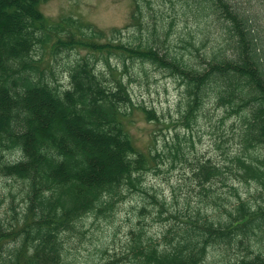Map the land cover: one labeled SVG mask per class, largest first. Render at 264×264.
Returning a JSON list of instances; mask_svg holds the SVG:
<instances>
[{"label":"trees","instance_id":"trees-1","mask_svg":"<svg viewBox=\"0 0 264 264\" xmlns=\"http://www.w3.org/2000/svg\"><path fill=\"white\" fill-rule=\"evenodd\" d=\"M46 1L0 0V177L20 181L22 199L20 210L12 200L8 218L0 221V264H64L65 238L77 222L90 214L109 216L135 192L147 196L140 216L151 206L162 231L151 234L139 218L127 251L96 264H209L212 250L233 246L245 253L229 264H264L255 244L257 230L264 231V205L254 206L235 187L255 182L264 192V156L257 152L264 148V30L257 27L264 12L242 0H186L185 14L221 27L219 43L204 51V30H186L189 38L181 41L195 51L186 55L159 46L166 38L156 25L146 40L124 42L118 28L106 38L80 18L49 20L41 9ZM131 1L141 27L155 0ZM169 17L172 26L177 17ZM72 50L85 53L67 65L69 82L63 84L55 64ZM126 57L178 80L183 128L197 125L209 102L225 109L219 129L236 117L219 135V148L231 141L220 160L190 162L178 132L176 143L166 142L174 159L191 164L181 198L175 189L169 200L145 186L146 172L160 168L162 155L140 149L128 126L135 109L149 121L160 117L135 104L124 77ZM112 59L122 61V71ZM217 184L237 199L218 192Z\"/></svg>","mask_w":264,"mask_h":264},{"label":"rangeland","instance_id":"rangeland-1","mask_svg":"<svg viewBox=\"0 0 264 264\" xmlns=\"http://www.w3.org/2000/svg\"><path fill=\"white\" fill-rule=\"evenodd\" d=\"M242 1L246 8L252 6L257 11L264 12V0ZM185 2L186 0H175L171 4L166 0H155L154 15L153 11L147 13L145 11L141 17V27L132 18L133 3L131 0H48L42 4L41 9L49 20L72 16L92 23L105 31L106 38H112V29L118 28L121 33L117 36H120L124 42L138 43L146 40L156 25L160 39L166 38L164 45L161 41L157 44L162 48L166 47L186 55L189 49L194 51L192 47L187 46L186 42L181 41L182 38H189L185 34L186 30L193 32L204 30L201 36L205 47L201 51L217 45L220 41L221 27L219 24L213 21L211 25L206 26L207 22L198 21L192 13L185 14ZM162 16L166 22L165 32L161 29L160 18ZM169 16L177 17L172 26L169 25L172 20ZM258 23V29L264 30V17ZM260 33L264 35V31ZM262 42L264 43V38ZM84 53L85 51L72 50L60 55L55 64L56 76L60 82L68 84L67 65ZM111 62L114 66H118L119 71L123 70L121 60L112 59ZM125 62L128 65V71L124 73V77L127 81L130 80V92L135 104L154 109L160 117L159 122L149 121L140 109H135L128 126L135 144L140 149L150 151L152 154L158 152L162 155L163 162L158 164L160 168H152L146 172L145 186L150 192L157 191L169 200L173 199V189H175L177 198H181L183 192L187 190V184L190 183L188 176L191 173V164L183 159H174L169 153V146H165L166 142H169V145L176 143L175 133L178 132L182 139L183 149L186 151V157L190 162L193 163L197 158L207 157L220 160L223 150L228 148L231 141L223 143V148H219L222 140L219 135L225 127L227 132L229 131V125L236 117L226 119V123L219 129L217 125L224 116L225 109L209 102L203 110L206 114L200 117L199 123L192 129H185L178 124V111L181 103V88L178 80L150 63L132 61L127 57ZM99 69L108 72L103 64H99ZM235 146L233 145V148H236ZM257 152L264 156V148ZM20 185V181L0 177V221L8 218L12 200L19 204V210L22 207V199L18 194ZM217 187H219L218 192L228 194L231 200L237 199L232 195L234 192L229 187L222 188L220 184H217ZM235 187L242 197L250 200L254 206L264 205L262 202L264 192L257 183L251 182L249 185L236 183ZM144 196L146 195L141 192L130 193L109 216L90 214L78 221L77 229L71 231L65 238L64 264H96L108 258H120L121 254L127 251L130 230L137 225L139 218L144 220L151 234L155 236L160 234L163 226L153 221L151 206L147 207L148 213L140 216L141 206L145 203ZM257 232L256 248L264 252V231L257 230ZM244 253L236 246L231 249L217 247L212 250L209 264H229V261L236 260Z\"/></svg>","mask_w":264,"mask_h":264}]
</instances>
